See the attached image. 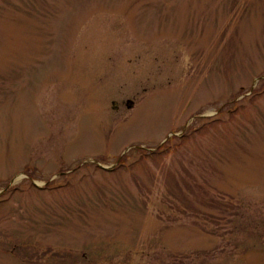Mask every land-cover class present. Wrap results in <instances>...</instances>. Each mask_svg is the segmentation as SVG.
<instances>
[{
	"label": "rangeland",
	"instance_id": "obj_1",
	"mask_svg": "<svg viewBox=\"0 0 264 264\" xmlns=\"http://www.w3.org/2000/svg\"><path fill=\"white\" fill-rule=\"evenodd\" d=\"M0 264H264V0H0Z\"/></svg>",
	"mask_w": 264,
	"mask_h": 264
}]
</instances>
